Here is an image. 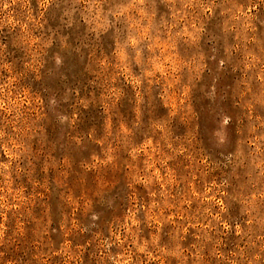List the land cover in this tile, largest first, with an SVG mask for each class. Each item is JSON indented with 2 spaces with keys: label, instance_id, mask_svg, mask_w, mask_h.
Instances as JSON below:
<instances>
[{
  "label": "rangeland",
  "instance_id": "374dc122",
  "mask_svg": "<svg viewBox=\"0 0 264 264\" xmlns=\"http://www.w3.org/2000/svg\"><path fill=\"white\" fill-rule=\"evenodd\" d=\"M0 264H264V0H0Z\"/></svg>",
  "mask_w": 264,
  "mask_h": 264
},
{
  "label": "clouds",
  "instance_id": "9594fccd",
  "mask_svg": "<svg viewBox=\"0 0 264 264\" xmlns=\"http://www.w3.org/2000/svg\"><path fill=\"white\" fill-rule=\"evenodd\" d=\"M57 62L59 63V61ZM227 123H228V120L224 119L219 126V130H216L213 132V136L216 139L217 146L223 145L226 142L225 126L227 125Z\"/></svg>",
  "mask_w": 264,
  "mask_h": 264
}]
</instances>
